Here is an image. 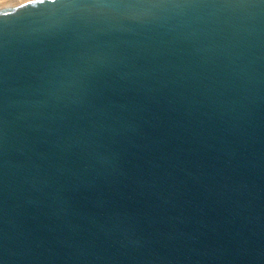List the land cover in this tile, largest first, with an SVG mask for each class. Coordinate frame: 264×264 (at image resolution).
Listing matches in <instances>:
<instances>
[{
    "label": "water",
    "instance_id": "95a60500",
    "mask_svg": "<svg viewBox=\"0 0 264 264\" xmlns=\"http://www.w3.org/2000/svg\"><path fill=\"white\" fill-rule=\"evenodd\" d=\"M19 2L0 264H264V4Z\"/></svg>",
    "mask_w": 264,
    "mask_h": 264
},
{
    "label": "snow or ice",
    "instance_id": "6c2138e0",
    "mask_svg": "<svg viewBox=\"0 0 264 264\" xmlns=\"http://www.w3.org/2000/svg\"><path fill=\"white\" fill-rule=\"evenodd\" d=\"M262 4H264V0H260ZM113 3H125V0H21L18 3L17 10L19 9H33L38 10L41 7L48 9H57L66 6H80V5H91V6H110ZM9 6L6 3L0 4V7ZM2 15L7 17L11 15V13L3 12Z\"/></svg>",
    "mask_w": 264,
    "mask_h": 264
},
{
    "label": "clouds",
    "instance_id": "9594fccd",
    "mask_svg": "<svg viewBox=\"0 0 264 264\" xmlns=\"http://www.w3.org/2000/svg\"><path fill=\"white\" fill-rule=\"evenodd\" d=\"M6 2H7V0H0V4H4Z\"/></svg>",
    "mask_w": 264,
    "mask_h": 264
}]
</instances>
